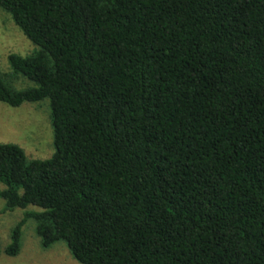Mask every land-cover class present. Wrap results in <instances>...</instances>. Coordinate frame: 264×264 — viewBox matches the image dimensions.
<instances>
[{
  "label": "trees",
  "instance_id": "16d2710c",
  "mask_svg": "<svg viewBox=\"0 0 264 264\" xmlns=\"http://www.w3.org/2000/svg\"><path fill=\"white\" fill-rule=\"evenodd\" d=\"M0 12L34 47L8 55L0 103L46 101L53 136L46 160L0 145L4 210L25 211L0 255L32 220L79 264H264V0Z\"/></svg>",
  "mask_w": 264,
  "mask_h": 264
},
{
  "label": "rangeland",
  "instance_id": "374dc122",
  "mask_svg": "<svg viewBox=\"0 0 264 264\" xmlns=\"http://www.w3.org/2000/svg\"><path fill=\"white\" fill-rule=\"evenodd\" d=\"M33 45L23 36L11 19L0 12V71H9V54L26 56L33 51ZM12 87L23 89L31 85L28 80L10 79ZM49 109L46 101L39 104L24 103L12 108L0 103V145L19 146L27 159L46 160L53 154L52 131L49 123ZM4 187L0 184V190ZM29 210H37L29 207ZM25 211L4 210L0 199V248L9 243L11 230L22 218ZM0 264H79L70 255L62 242L49 249H42L34 231V223L28 220L22 228L21 249L17 256L0 255Z\"/></svg>",
  "mask_w": 264,
  "mask_h": 264
}]
</instances>
